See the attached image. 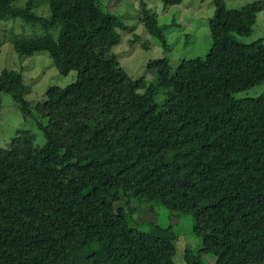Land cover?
Here are the masks:
<instances>
[{"label":"trees","instance_id":"obj_1","mask_svg":"<svg viewBox=\"0 0 264 264\" xmlns=\"http://www.w3.org/2000/svg\"><path fill=\"white\" fill-rule=\"evenodd\" d=\"M20 1L0 0V21L45 34L16 36L15 52L47 53L76 79L33 107L22 73L0 74V109L10 94L46 140L35 146L24 130L0 144V264H176L178 232L135 219L142 207L194 218L202 247L186 249L185 264H264V93L236 96L264 83V42L237 37L251 36L264 4L215 0L206 57L153 60L147 83L112 52L128 26L102 0H46L47 16ZM140 11L167 47L145 0Z\"/></svg>","mask_w":264,"mask_h":264},{"label":"rangeland","instance_id":"obj_2","mask_svg":"<svg viewBox=\"0 0 264 264\" xmlns=\"http://www.w3.org/2000/svg\"><path fill=\"white\" fill-rule=\"evenodd\" d=\"M27 0H21L18 6H24ZM141 0H102L105 10L117 14L128 26L121 31V42L112 49L120 65L133 78L143 77L147 83L154 80L155 73L149 63L156 59H169L174 67L182 60L205 58L210 52L212 39L210 19L216 10L215 0H182L180 4L165 7L159 0H145L148 7L157 14L167 37V47L150 35L142 22L140 11ZM228 9H240L247 4L264 0H223ZM38 15L47 16L49 7L46 0H35L32 8ZM50 32L53 33V30ZM45 34L39 25L26 23L21 18L0 21V74L5 69H15L22 73L24 82L30 87L26 99L33 107L46 98V91L52 86L65 87L76 79V73L62 75L58 72L47 53H35L29 57H19L15 52L16 36L35 37ZM239 40L250 44L264 42V8L257 13L253 32L249 37L237 36ZM264 93V83L246 92L237 94V98H256ZM0 109V144L6 145L19 131L29 130L35 135V146L45 144V136L36 124L35 119L25 117L19 106H16L10 94H3ZM163 100L159 96L158 101ZM42 115V112L39 114ZM139 219H138V218ZM135 219L152 220L162 226H173L179 236L176 241V264H185V251L199 250L202 239L194 233L192 216H177L164 207H142L135 214ZM137 221V220H136ZM140 229H147L132 223ZM208 264H214L213 255H207Z\"/></svg>","mask_w":264,"mask_h":264}]
</instances>
